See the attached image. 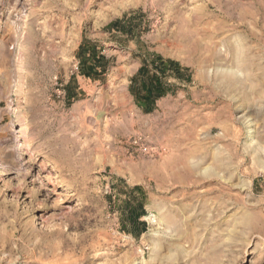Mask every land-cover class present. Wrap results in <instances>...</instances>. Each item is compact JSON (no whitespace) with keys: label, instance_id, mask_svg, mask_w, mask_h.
Instances as JSON below:
<instances>
[{"label":"rangeland","instance_id":"374dc122","mask_svg":"<svg viewBox=\"0 0 264 264\" xmlns=\"http://www.w3.org/2000/svg\"><path fill=\"white\" fill-rule=\"evenodd\" d=\"M0 264H264V0H0Z\"/></svg>","mask_w":264,"mask_h":264},{"label":"trees","instance_id":"16d2710c","mask_svg":"<svg viewBox=\"0 0 264 264\" xmlns=\"http://www.w3.org/2000/svg\"><path fill=\"white\" fill-rule=\"evenodd\" d=\"M118 21L113 22L116 24ZM91 56L93 62L90 65H86L84 60L80 61L79 72L85 76H92L99 71L97 67L104 68L103 61L104 55H97L94 49H91ZM83 58V57H82ZM84 59V58H83ZM184 69L178 66V63L172 59H164L159 55L155 56L152 61L151 67L147 64H143L137 71L136 75L131 78V88H134V82L140 78L141 88L143 93L140 94L142 102H139L147 110L151 109L153 103L161 96L167 94L170 90L168 84L164 83L163 76L171 75L178 80H186L184 75Z\"/></svg>","mask_w":264,"mask_h":264},{"label":"built area","instance_id":"2783aa9c","mask_svg":"<svg viewBox=\"0 0 264 264\" xmlns=\"http://www.w3.org/2000/svg\"><path fill=\"white\" fill-rule=\"evenodd\" d=\"M143 150L146 151L147 150V147H143Z\"/></svg>","mask_w":264,"mask_h":264},{"label":"crops","instance_id":"0c3cea01","mask_svg":"<svg viewBox=\"0 0 264 264\" xmlns=\"http://www.w3.org/2000/svg\"><path fill=\"white\" fill-rule=\"evenodd\" d=\"M139 66H140V65H139ZM139 66H138V67H139ZM138 67H136V69H135L134 73L137 71Z\"/></svg>","mask_w":264,"mask_h":264}]
</instances>
